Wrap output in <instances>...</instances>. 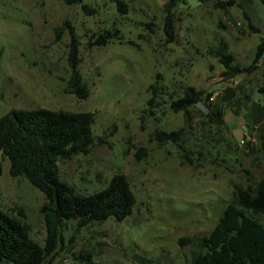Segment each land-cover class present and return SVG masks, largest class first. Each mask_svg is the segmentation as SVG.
<instances>
[{
  "label": "rangeland",
  "instance_id": "rangeland-1",
  "mask_svg": "<svg viewBox=\"0 0 264 264\" xmlns=\"http://www.w3.org/2000/svg\"><path fill=\"white\" fill-rule=\"evenodd\" d=\"M125 1L127 14L118 11L116 0H83L97 11L89 14L69 0H0V116L12 109L92 112L95 143L88 154L60 161L62 179L91 194L123 173L137 198L123 221L110 217L82 228L66 222L55 254L43 264H81L76 256L87 253L101 264H182L194 246L180 245V238L209 234L235 184L264 178V51L252 70L229 80L211 53L228 46L235 62L253 64L264 40V4L238 0L221 8L219 0ZM169 1L173 42L164 32ZM66 20L79 39L78 68L91 91L85 99L67 90L71 39L68 29L57 31ZM116 28L121 38L90 45L93 35ZM152 83L161 93L150 112ZM187 85L211 96L187 112H174L171 100ZM208 105L224 109V124L208 118ZM180 127L187 145L206 151L192 165L182 163L179 144L160 145L152 137L157 129ZM0 160L1 207L22 218L44 244L43 192L26 177L12 176L2 151ZM254 216L264 224V214Z\"/></svg>",
  "mask_w": 264,
  "mask_h": 264
},
{
  "label": "trees",
  "instance_id": "trees-1",
  "mask_svg": "<svg viewBox=\"0 0 264 264\" xmlns=\"http://www.w3.org/2000/svg\"><path fill=\"white\" fill-rule=\"evenodd\" d=\"M69 1L81 4L89 14L97 12L83 0ZM260 1L264 4V0ZM116 3L121 14L128 13L129 4L125 0H116ZM236 4H239L238 0H219L216 6L227 8ZM172 6L173 2L169 1L164 8L167 41L175 36ZM65 29L69 30L71 39L68 44L71 75L67 90L85 99L90 96L91 91L78 68L79 39L69 20L58 27L57 31L61 33ZM93 38L91 46L105 45L113 38H121V32L117 28L114 31L104 30L93 35ZM227 49L228 46L211 49V53L219 58L224 67L221 72L224 80L252 70L262 57L264 40L258 46L253 64L248 67L235 62L234 54ZM150 90L152 96L148 104L152 112V108L158 104L161 87L152 83ZM210 96L211 93L206 95L204 90L187 85L182 94L172 98L170 108L174 112H187L189 108L209 100ZM224 114L222 107L208 105L207 116L212 122L224 124ZM94 122L92 112L49 108L12 109L0 116V151L10 159L12 176L26 177L43 192L45 202L41 212L48 228L45 243L41 244L31 236L30 226L22 218L4 210L0 205V264H43L55 254L61 238V228L68 221H75L82 228L102 223L110 217L123 221L133 213L137 198L123 173L114 174L106 187L91 194L78 192L73 185L62 179L60 161L81 153L88 154L94 145ZM184 134V127L171 131L157 129L152 137L160 145L170 142L179 144L183 152L182 163L192 165L197 158L205 156L206 151L199 148L195 151L187 145ZM262 150L264 151V133ZM2 172L0 160V178ZM250 180L247 186L235 184L231 200L209 234L180 238V245L194 246L192 256L182 264H264V224L254 216L264 214V178L254 177ZM20 214L24 216L23 211ZM76 258L81 264H101L91 253L80 254Z\"/></svg>",
  "mask_w": 264,
  "mask_h": 264
},
{
  "label": "water",
  "instance_id": "water-1",
  "mask_svg": "<svg viewBox=\"0 0 264 264\" xmlns=\"http://www.w3.org/2000/svg\"><path fill=\"white\" fill-rule=\"evenodd\" d=\"M237 140H240L239 135H236Z\"/></svg>",
  "mask_w": 264,
  "mask_h": 264
},
{
  "label": "built area",
  "instance_id": "built-area-1",
  "mask_svg": "<svg viewBox=\"0 0 264 264\" xmlns=\"http://www.w3.org/2000/svg\"><path fill=\"white\" fill-rule=\"evenodd\" d=\"M212 99H213V97H212Z\"/></svg>",
  "mask_w": 264,
  "mask_h": 264
}]
</instances>
